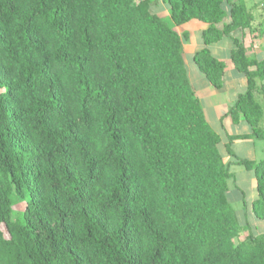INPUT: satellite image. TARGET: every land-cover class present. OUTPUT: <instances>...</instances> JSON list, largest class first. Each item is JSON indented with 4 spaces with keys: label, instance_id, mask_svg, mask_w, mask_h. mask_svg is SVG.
Here are the masks:
<instances>
[{
    "label": "trees",
    "instance_id": "trees-1",
    "mask_svg": "<svg viewBox=\"0 0 264 264\" xmlns=\"http://www.w3.org/2000/svg\"><path fill=\"white\" fill-rule=\"evenodd\" d=\"M164 1L169 18L153 0H0V264H264L174 29L205 25L193 62L221 90L208 45L252 16L244 0ZM232 42L246 90L227 114L250 132L226 151L253 171L264 220V158L231 149L264 138V57Z\"/></svg>",
    "mask_w": 264,
    "mask_h": 264
},
{
    "label": "crops",
    "instance_id": "crops-1",
    "mask_svg": "<svg viewBox=\"0 0 264 264\" xmlns=\"http://www.w3.org/2000/svg\"><path fill=\"white\" fill-rule=\"evenodd\" d=\"M244 2H245V7L247 11L252 16V21L250 25L251 28L236 29L230 34L229 37H224L220 39L219 41L210 43L208 45V48L210 49L211 53L216 58L224 62L223 87L221 90L214 89L212 85L210 84V82L204 77V75L201 73V71H199V69L193 62V54L203 46L201 33L205 25L200 21V27L198 28L199 34L197 38H193V36L191 35V32L194 31L192 29H185L179 32V33H182V32L187 33L186 38L182 42V55H183L185 68H186V72H187L190 84H192L191 83L192 77L190 73L188 72V67H187L188 64H187V59H185V56L190 58V63L193 62L197 71L200 72V75H203L202 77L204 78V81L206 84L202 88V92H200L198 95L196 93V90L195 89L193 90L200 101V104L203 108V111H204V114H205V117L208 123L221 137L220 144L223 145L224 150L220 152L222 153L224 160L230 163V165L235 164L236 161L234 159V156L228 154L226 151L225 144L227 142V136L228 135H242V134L250 132V126L248 124H247L248 126L245 125L244 124L245 121L243 119H240L238 122H233L231 117L227 114L230 106L234 103L237 96L246 90V83H245L244 75L239 73V71L236 70V68L234 67V64L232 63L230 59V51L233 48L232 38L237 39L239 42H241L244 45L246 53L249 57L251 58L264 57V0H244ZM151 9L153 12H155L156 14H159L163 18H169V8L164 0H153ZM193 20H190L188 22H192ZM197 27H198V24L193 29H196ZM221 41H228L227 43L228 51L225 55L217 56L216 53L213 51V48H220L219 43ZM193 74H194L193 77L195 78L197 72L196 73L194 72ZM228 84H229V87H227ZM227 92H232V93H227ZM220 94L223 95L222 98L217 99V96ZM233 94L234 96L235 94H238V95H236V97L233 98ZM225 95L226 97H224ZM225 119H226V122L224 121ZM212 121H214L213 122L214 124L211 123ZM235 126H238L237 129H234ZM220 128L225 132V138L220 134L219 132ZM259 140L260 139H254V138H245V139L235 138L231 143V149L233 150L234 154L239 158H247V159H251L254 161H259L260 159L264 158V147L262 145L257 144V141ZM239 143H245L241 147L242 153L239 152V148L236 149L235 147L236 145H240ZM247 147H250L251 149L250 153H246ZM248 171H251V170H248ZM254 183L256 185L255 176H254ZM238 201H240L239 203H241L240 208L242 209V211L244 210L250 211V214H251L250 217L252 219L251 221L253 222V226L255 225L256 227H259V226L264 227L263 224H261L263 220L261 219L259 220V218L254 216V214L251 211L252 201L250 202L245 201L246 202L245 204L243 203V198L241 199L239 198ZM246 223H249V222L246 221Z\"/></svg>",
    "mask_w": 264,
    "mask_h": 264
},
{
    "label": "rangeland",
    "instance_id": "rangeland-1",
    "mask_svg": "<svg viewBox=\"0 0 264 264\" xmlns=\"http://www.w3.org/2000/svg\"><path fill=\"white\" fill-rule=\"evenodd\" d=\"M152 9H154V8H152ZM197 24H198V27L196 29H193ZM199 27H200V21L195 20V19L192 22H188V23H186L182 26H179V27L174 25V29H176L178 32H181L182 30H185V29L194 30L193 32H191V35L193 36V38H197V36L199 34V29H198ZM227 43H228V41H221L219 43L220 48H213V51L216 53L217 56H222V55H225L227 53V51H228ZM185 59H187L188 72L190 73V75L192 77L191 87H193V89H195L196 93L199 95V93L202 92V88L206 84L204 81V78L202 77L203 75H200V72L197 71L193 62L190 63V58L185 56ZM194 72L195 73L197 72L195 78L193 77ZM227 87H229V84L227 85ZM227 93H232V92H227ZM236 95H238V94H235V96L233 94V98L236 97ZM222 96H223L222 94L218 95L217 99H221ZM224 97H226V95ZM257 97H259V96L257 95ZM213 117H215V116H213ZM224 121L226 122V119ZM213 122L214 121H212L211 123H213ZM244 124L247 125L248 123L245 122ZM237 127L238 126H235L234 129H237ZM219 132L225 138V132L221 128L219 129ZM239 144L240 145H236L235 147H236V149L239 148V152L242 153L241 147L245 143H239ZM257 144L262 145L264 147V138L257 141ZM219 150L221 152L224 150L222 144H219ZM250 151H251L250 147H247L246 153H250ZM230 170H231L233 176L228 178V187H229L228 198L230 200V203L232 204V207L234 208V210L236 212L238 222L241 223L242 225H245V222L247 221L251 224V229L253 232H255V233L264 232V227H262V226L256 227L255 225L253 226V222L251 221L252 219L250 217L251 216L250 211L249 210L242 211V209L240 208L241 203H239L240 201H238L239 198L240 199L244 198L245 201L250 202L253 199L257 198V193L255 190V183H254V173L252 171L246 170L242 165H240L238 163L230 165ZM15 209L18 211L22 210L23 209V203L16 204ZM261 224H263V226H264V220L262 221ZM247 233H248V231L246 229H242L239 232V239L244 238L247 235Z\"/></svg>",
    "mask_w": 264,
    "mask_h": 264
}]
</instances>
